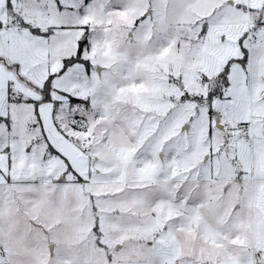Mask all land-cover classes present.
Returning <instances> with one entry per match:
<instances>
[{
    "label": "snow or ice",
    "instance_id": "6c2138e0",
    "mask_svg": "<svg viewBox=\"0 0 264 264\" xmlns=\"http://www.w3.org/2000/svg\"><path fill=\"white\" fill-rule=\"evenodd\" d=\"M0 264H264V0H0Z\"/></svg>",
    "mask_w": 264,
    "mask_h": 264
}]
</instances>
